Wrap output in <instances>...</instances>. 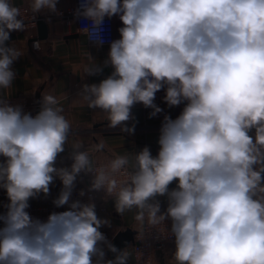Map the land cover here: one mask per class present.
Wrapping results in <instances>:
<instances>
[{
	"label": "clouds",
	"instance_id": "1",
	"mask_svg": "<svg viewBox=\"0 0 264 264\" xmlns=\"http://www.w3.org/2000/svg\"><path fill=\"white\" fill-rule=\"evenodd\" d=\"M58 3L31 0L30 7L62 15ZM114 16L122 26L103 66L84 68L86 76L112 71L80 86L86 106L128 134L137 103L152 109L150 118L163 111L155 103L161 90L169 108L184 107L175 119L163 117L155 156L145 146L94 166L75 142L71 165L58 167L72 127L58 100L42 96L33 115L0 99V189L7 196L0 264H128L127 248L101 231L110 221L98 216L95 197L72 199L82 174L90 183L79 197L103 192L117 214L135 209L138 240L145 222L164 225L175 264H264V0H80L74 11L97 47L106 42L105 19ZM26 27L20 9L0 0V89L12 86L22 55L9 45L11 34ZM57 179L62 188L52 203L67 210L33 217L30 200L47 198Z\"/></svg>",
	"mask_w": 264,
	"mask_h": 264
},
{
	"label": "crops",
	"instance_id": "2",
	"mask_svg": "<svg viewBox=\"0 0 264 264\" xmlns=\"http://www.w3.org/2000/svg\"><path fill=\"white\" fill-rule=\"evenodd\" d=\"M14 6H27L31 9V0H11ZM73 0H64L62 6H69ZM48 27V36L45 39L39 37V28L32 31L15 32L11 34L8 42L10 46L18 49L22 55L14 63L13 68L16 77L9 89H0V98L7 96L26 95L34 98L37 102L44 95L54 96L59 106H62L63 115L71 122V131L65 152L60 154L57 166H70L72 161L68 158L71 145L75 142L82 144L81 150L89 151L94 165L98 161L114 158L116 155L132 156L143 147L150 148L152 155L158 153L159 129L165 115L175 119L182 111L184 104L169 108L163 100L165 92L161 90L156 94L155 103L163 111L156 117L150 118L152 111L137 103L132 108V115L135 118V131L133 134L122 133L119 128H109L105 113L100 109H89L81 99L80 86L84 83L92 84L107 77L112 69L104 68L101 74L86 76L85 66L101 65L107 59L109 45L97 47L90 44L86 35L81 32L73 21L63 20L54 17L52 13L44 10L40 12ZM120 22L116 23V39L119 38L118 28ZM39 40L40 49L33 47L34 41ZM133 121H129L131 126ZM254 134V133H252ZM103 143L101 151H93L96 144ZM3 158H0L2 160ZM88 176L77 178L76 183H86ZM62 186L57 179L51 186V194L45 198L41 195L37 199L30 200V206L40 203H52L58 196L59 188ZM170 187H175L173 183ZM162 210L166 208L165 197L159 198ZM101 196L97 195L96 211L99 217L107 218L110 226L101 228L109 241L119 231L132 228L138 231L139 225L134 220L135 209L125 212L122 216L114 210L112 199L105 203L106 211H100L102 203ZM7 203L6 193L0 189V212L4 211L2 205ZM127 250L131 253L129 264H134L133 247ZM175 251L174 243L169 244L165 250H157L154 264H175L172 254Z\"/></svg>",
	"mask_w": 264,
	"mask_h": 264
},
{
	"label": "built area",
	"instance_id": "3",
	"mask_svg": "<svg viewBox=\"0 0 264 264\" xmlns=\"http://www.w3.org/2000/svg\"><path fill=\"white\" fill-rule=\"evenodd\" d=\"M63 1L64 0H59V3L57 5L58 11L62 13V15L54 14L53 16L61 18L63 20L75 22L78 29L84 33L83 28L87 27V22L83 20H76L74 18V11L78 8L80 0H73V3L69 6H62ZM18 8L21 11V17L24 19L25 24L27 25L25 31L36 30L39 21L43 20L44 17L40 13L33 14L31 9L27 6H18ZM117 22H120V20L118 17H115V16L111 18L110 20L107 18L105 19L104 32L102 33L106 41L104 45H109V42L111 40L116 39V23ZM85 35L87 37L88 42L92 44L89 40V34H85ZM34 43L39 45V47L35 49H40L39 40L34 41ZM0 99L9 101L11 104H21L26 112H31L33 115L36 114V109L39 106V104L37 103V100H35L34 98L32 99L26 95L7 96V97H2ZM110 159L105 160V161H98L94 166L106 164ZM117 179L118 180L123 179V177L118 176ZM89 183H90V177H89V181L86 183H76V187L73 191L72 199L74 200L81 199L82 201L87 202L88 196L91 195L95 197L96 205H98L97 195L99 194L103 201L102 202L103 204L100 205V211L105 212L106 211L105 203L111 200V198L105 197V194L103 192L88 193L85 197L78 196V192L81 189L86 190L88 188ZM60 187L62 188V186ZM61 188H59V192ZM65 210H67V206H64L62 208H56L53 205V203L35 204L33 206H30V208L28 209L29 213L33 217L40 218L42 220L46 219L47 216L53 211L59 212V211H65ZM169 226H170V222H169ZM137 233L138 231H136L134 235V243L131 245L133 247V253H134V264H154L157 250H165L169 246V244L174 243V239H171V236L166 230L164 225H159L153 229L147 225V222H145V237L143 241H140L137 239ZM157 235H159V239L156 238Z\"/></svg>",
	"mask_w": 264,
	"mask_h": 264
},
{
	"label": "water",
	"instance_id": "4",
	"mask_svg": "<svg viewBox=\"0 0 264 264\" xmlns=\"http://www.w3.org/2000/svg\"><path fill=\"white\" fill-rule=\"evenodd\" d=\"M48 24H46V21L40 20L38 23L39 28V37L41 39H45L48 36ZM39 111V106L36 109V113ZM136 231L132 228H127L124 231H119L113 238L112 243L115 244L119 249L128 248L134 243V235ZM107 252V250L105 249ZM107 258L112 259L114 258V254L111 252H107ZM129 264V263H128Z\"/></svg>",
	"mask_w": 264,
	"mask_h": 264
},
{
	"label": "rangeland",
	"instance_id": "5",
	"mask_svg": "<svg viewBox=\"0 0 264 264\" xmlns=\"http://www.w3.org/2000/svg\"><path fill=\"white\" fill-rule=\"evenodd\" d=\"M102 161H105V160H102Z\"/></svg>",
	"mask_w": 264,
	"mask_h": 264
}]
</instances>
